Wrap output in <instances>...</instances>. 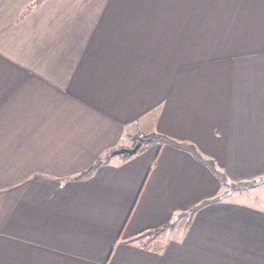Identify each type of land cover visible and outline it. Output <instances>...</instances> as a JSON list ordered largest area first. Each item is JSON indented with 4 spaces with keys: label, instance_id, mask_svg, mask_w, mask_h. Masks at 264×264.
Returning <instances> with one entry per match:
<instances>
[{
    "label": "crops",
    "instance_id": "obj_1",
    "mask_svg": "<svg viewBox=\"0 0 264 264\" xmlns=\"http://www.w3.org/2000/svg\"><path fill=\"white\" fill-rule=\"evenodd\" d=\"M159 136L264 176V0H0V264H264V181Z\"/></svg>",
    "mask_w": 264,
    "mask_h": 264
},
{
    "label": "trees",
    "instance_id": "obj_2",
    "mask_svg": "<svg viewBox=\"0 0 264 264\" xmlns=\"http://www.w3.org/2000/svg\"><path fill=\"white\" fill-rule=\"evenodd\" d=\"M159 137H163V136H159ZM161 139H163L164 141H166V142H168V143H170V144H172V145H174V146L182 147V148H184V149L190 151V152H191V153H192L197 159L203 161V162H204V163L210 168V170H211L212 172H214V173L218 176V178H219L221 181L224 182V184L228 185V186H227V187H228V190H226L227 192L231 191V189H233V188L245 187V186H252V185H255V184H257V183H260V182L264 181V176H263V177H260V178H258V179H255V180H251V181H249V182L237 183V184H236V183H232V182H230L229 180H227V179L223 176L222 173L218 172V170H217V169L215 168V166H214V163H213L211 160H206V159L202 158V157L197 153V151L195 150V148H194L193 146H191V145H189V144H181V143L175 142V141H173V140H171V139H169V138H166V137H163V138H161ZM107 157H109V153L104 157V159H100V160H98V161L92 166V168L95 167V166H97L99 163L103 162L104 160H106ZM92 168H90L89 170L85 171L84 173H87V172L91 171ZM218 199H219V197H215V198H213V199H211V200L203 201V202H201L197 207H199V206L202 205L203 203H206V202H209V201H215V200H218ZM197 207H195L194 209H196ZM192 210H193V209H192Z\"/></svg>",
    "mask_w": 264,
    "mask_h": 264
},
{
    "label": "water",
    "instance_id": "obj_3",
    "mask_svg": "<svg viewBox=\"0 0 264 264\" xmlns=\"http://www.w3.org/2000/svg\"><path fill=\"white\" fill-rule=\"evenodd\" d=\"M140 147V142L137 141L135 142L134 146L131 147V148H118V149H115L111 152V155H118V154H123V153H127V154H133L135 153L138 148Z\"/></svg>",
    "mask_w": 264,
    "mask_h": 264
},
{
    "label": "rangeland",
    "instance_id": "obj_4",
    "mask_svg": "<svg viewBox=\"0 0 264 264\" xmlns=\"http://www.w3.org/2000/svg\"><path fill=\"white\" fill-rule=\"evenodd\" d=\"M137 140V139H136ZM233 183V182H232ZM237 184V183H236ZM226 185V184H225ZM226 186H228V185H226ZM239 188H243V187H239ZM181 222L183 223V220H181Z\"/></svg>",
    "mask_w": 264,
    "mask_h": 264
}]
</instances>
